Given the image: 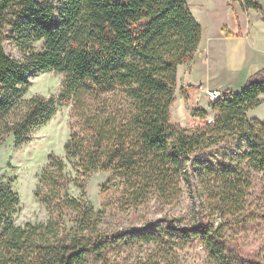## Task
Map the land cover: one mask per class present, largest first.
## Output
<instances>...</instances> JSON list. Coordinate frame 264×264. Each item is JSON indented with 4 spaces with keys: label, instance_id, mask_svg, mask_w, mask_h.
<instances>
[{
    "label": "trees",
    "instance_id": "1",
    "mask_svg": "<svg viewBox=\"0 0 264 264\" xmlns=\"http://www.w3.org/2000/svg\"><path fill=\"white\" fill-rule=\"evenodd\" d=\"M239 1L264 12L260 0ZM200 35L186 0H0V143L12 137L20 147L60 107L72 112L65 156L48 155L34 191L46 222L17 225L19 196L0 182V264H83L89 254L105 257L109 244H162L175 235L199 240L206 264H264V254H247L223 230L228 217L237 226L251 217L249 173L264 174V119L246 114L261 103L264 67L214 99L211 121L191 132L172 124L177 68L193 60ZM7 39L20 58L6 52ZM49 70L64 75L59 93L25 97L30 77ZM68 168L81 176L111 171L133 205L172 202L185 184L220 222L199 207L189 227L148 223L106 236L102 213L70 195L76 178Z\"/></svg>",
    "mask_w": 264,
    "mask_h": 264
},
{
    "label": "rangeland",
    "instance_id": "2",
    "mask_svg": "<svg viewBox=\"0 0 264 264\" xmlns=\"http://www.w3.org/2000/svg\"><path fill=\"white\" fill-rule=\"evenodd\" d=\"M195 9V8H194ZM9 29V28H8ZM34 45L39 47V42ZM7 53L20 58L21 51L14 41L4 42ZM186 70L181 72L183 79H178L175 86L174 102L170 110V121L191 132L197 126L211 121L215 111L211 105L206 88L184 82ZM64 75L54 70L38 72L30 77V84L25 97L35 94L57 95L62 87ZM205 109L207 115L199 117L198 110ZM71 106L60 107L52 118L34 131L31 139L15 147L12 137L0 143V182H10L19 196V204L14 213V222L23 225L26 222H46L49 211L35 196L34 191L39 175L48 161V155L55 153L64 157V144L69 137ZM234 152L237 150L234 149ZM240 152V151H238ZM245 164L242 165L243 168ZM76 180L69 185V193L77 198L88 200L102 213L101 228L104 235L142 228L148 223L162 227L169 221L173 226L189 227L197 221L196 211L200 207L197 196L182 185L183 192L172 202L149 197L137 205L130 202L123 194L120 178L108 170H95L86 175H79L75 170L67 169ZM251 185L247 191L245 212L251 217L241 226L233 223L224 227L229 240L238 241L247 254H264V174L257 171L249 173ZM205 217L216 225L220 218L204 204L200 207ZM68 226L73 225L67 222ZM261 254V255H260ZM158 260L160 264H206L209 259L199 240L181 239L175 235L172 241L157 244L141 242L112 245L109 244L105 257L97 258L89 254L83 264H127L148 263Z\"/></svg>",
    "mask_w": 264,
    "mask_h": 264
},
{
    "label": "crops",
    "instance_id": "3",
    "mask_svg": "<svg viewBox=\"0 0 264 264\" xmlns=\"http://www.w3.org/2000/svg\"><path fill=\"white\" fill-rule=\"evenodd\" d=\"M186 1L201 35L193 60L178 65L177 80L186 70L184 82L190 85L222 95L240 90L248 76L264 67V12L245 9L239 0ZM260 98L246 111L249 118L264 119V95Z\"/></svg>",
    "mask_w": 264,
    "mask_h": 264
},
{
    "label": "built area",
    "instance_id": "4",
    "mask_svg": "<svg viewBox=\"0 0 264 264\" xmlns=\"http://www.w3.org/2000/svg\"><path fill=\"white\" fill-rule=\"evenodd\" d=\"M206 92L212 100L218 98L221 95V92L219 90H206Z\"/></svg>",
    "mask_w": 264,
    "mask_h": 264
}]
</instances>
